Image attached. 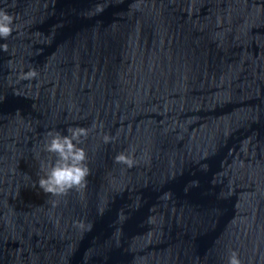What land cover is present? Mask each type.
Instances as JSON below:
<instances>
[{"label":"water","instance_id":"obj_1","mask_svg":"<svg viewBox=\"0 0 264 264\" xmlns=\"http://www.w3.org/2000/svg\"><path fill=\"white\" fill-rule=\"evenodd\" d=\"M0 8V264H264V0ZM77 126L87 184L45 193Z\"/></svg>","mask_w":264,"mask_h":264},{"label":"clouds","instance_id":"obj_2","mask_svg":"<svg viewBox=\"0 0 264 264\" xmlns=\"http://www.w3.org/2000/svg\"><path fill=\"white\" fill-rule=\"evenodd\" d=\"M14 17L4 8H0V41L6 40L14 30ZM87 135V129L82 126L69 127L66 133L49 132L44 148L54 154L55 159L42 165L44 174L39 177V188L54 196L66 195L70 190L83 188L87 184L90 168L87 164V153L79 146L80 138ZM105 136V143L110 141ZM115 161L129 166L133 160L123 152L117 153ZM228 264H241L238 256L233 253Z\"/></svg>","mask_w":264,"mask_h":264}]
</instances>
